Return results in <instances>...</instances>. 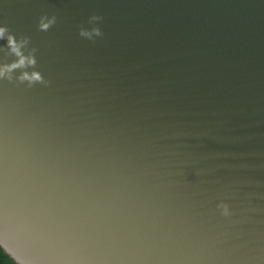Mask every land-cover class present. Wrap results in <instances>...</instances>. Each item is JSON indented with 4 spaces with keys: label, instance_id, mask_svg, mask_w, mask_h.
I'll use <instances>...</instances> for the list:
<instances>
[{
    "label": "water",
    "instance_id": "95a60500",
    "mask_svg": "<svg viewBox=\"0 0 264 264\" xmlns=\"http://www.w3.org/2000/svg\"><path fill=\"white\" fill-rule=\"evenodd\" d=\"M0 27L3 264H264V0H0Z\"/></svg>",
    "mask_w": 264,
    "mask_h": 264
},
{
    "label": "clouds",
    "instance_id": "9594fccd",
    "mask_svg": "<svg viewBox=\"0 0 264 264\" xmlns=\"http://www.w3.org/2000/svg\"><path fill=\"white\" fill-rule=\"evenodd\" d=\"M43 19L44 18H41L40 27L44 30H47L49 25L55 22L56 18H55V16H53L52 20H50L48 23H43ZM101 20H102V17H100V16L94 15V16L90 17V22L91 21H101ZM6 31H7L6 27H0V38H2L4 36ZM80 35L83 37H87L88 39L92 40L93 36L102 37L103 33L99 27H93L90 32L82 29L80 31ZM28 39L29 38H27V37H21V43L22 44L28 43ZM8 42H9V45L11 47V52L16 54L17 56H20V51H19L20 46L15 43L12 36L8 37ZM33 51H36V49H33ZM27 63L28 64H34L35 61L33 59L29 58L27 60ZM24 65H25V58L23 56H20L18 64L13 63L9 68L0 69V78L4 77L5 71H10L11 68H17V67L24 66ZM7 79L9 81H12L13 78L11 75H9L7 77ZM18 79L21 83H23L25 80H27L28 81V85H27L28 87H31L36 83L44 84L45 86H47L50 83L49 81L44 80L38 73H33L31 76H28L27 74H25L24 76H21ZM218 207L222 209V215H225V216L228 215V209H227L226 205L221 204V205H218ZM16 260L19 261V264H26L25 261H22L18 258H16Z\"/></svg>",
    "mask_w": 264,
    "mask_h": 264
},
{
    "label": "trees",
    "instance_id": "16d2710c",
    "mask_svg": "<svg viewBox=\"0 0 264 264\" xmlns=\"http://www.w3.org/2000/svg\"><path fill=\"white\" fill-rule=\"evenodd\" d=\"M0 264H3V263L0 261Z\"/></svg>",
    "mask_w": 264,
    "mask_h": 264
}]
</instances>
